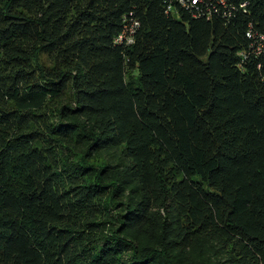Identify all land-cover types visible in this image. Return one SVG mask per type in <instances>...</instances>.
<instances>
[{"label": "trees", "instance_id": "obj_1", "mask_svg": "<svg viewBox=\"0 0 264 264\" xmlns=\"http://www.w3.org/2000/svg\"><path fill=\"white\" fill-rule=\"evenodd\" d=\"M187 1L0 0V264H264V0Z\"/></svg>", "mask_w": 264, "mask_h": 264}, {"label": "built area", "instance_id": "obj_2", "mask_svg": "<svg viewBox=\"0 0 264 264\" xmlns=\"http://www.w3.org/2000/svg\"><path fill=\"white\" fill-rule=\"evenodd\" d=\"M183 5H187L189 2L187 1V0H179ZM198 3V0H192V4L193 5H196ZM137 25V24H136ZM123 37H127V36H123ZM123 37L121 36L120 37V40H123ZM132 40H130V42H131Z\"/></svg>", "mask_w": 264, "mask_h": 264}]
</instances>
